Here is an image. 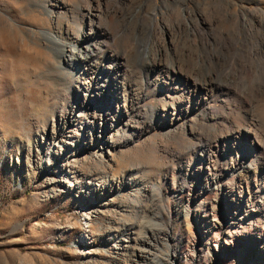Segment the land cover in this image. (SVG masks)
Listing matches in <instances>:
<instances>
[{"label":"rangeland","instance_id":"obj_1","mask_svg":"<svg viewBox=\"0 0 264 264\" xmlns=\"http://www.w3.org/2000/svg\"><path fill=\"white\" fill-rule=\"evenodd\" d=\"M100 3L117 18L139 8L155 14L153 36L164 30L179 47L202 33H240L244 19L264 16V0ZM86 5L88 0H0V264H264V169L252 180L249 197L238 189L221 193L220 185L228 183L225 173L239 167L228 171L225 160L239 153L211 146L205 157L192 156L195 166L211 161L210 179L196 181L190 197L179 189L189 154L175 149L159 125L158 108L170 98L160 87L144 85L167 61L127 66L133 108L116 111L99 105L98 98L81 107L82 85L59 70L55 47L41 31L65 38L67 31L66 42L82 44L79 30L90 23L81 9ZM225 18L231 23L221 25ZM153 36L149 56L155 51ZM260 70L253 68L237 82L235 90L255 111L234 122L253 125L264 140ZM93 114L107 118L104 140L93 139ZM218 171L222 174L212 180ZM103 186L112 189L101 197ZM236 207L242 219H232ZM224 238L229 244H222Z\"/></svg>","mask_w":264,"mask_h":264},{"label":"bare ground","instance_id":"obj_2","mask_svg":"<svg viewBox=\"0 0 264 264\" xmlns=\"http://www.w3.org/2000/svg\"><path fill=\"white\" fill-rule=\"evenodd\" d=\"M101 1L107 3V0H88V5L81 7L84 10L83 16H86L90 22L84 32L81 28L79 30L82 44L66 42V39H69L67 31L66 38L60 33L41 31L42 37L55 47L53 50L59 59V70L65 76L76 78L82 85L84 94L81 107L83 108L85 103L95 102L98 98L99 105L104 104L105 107L116 111L131 106L133 108L134 84L133 80L129 79L132 72L127 66L139 63H144L146 66L148 63L160 65L162 60L167 61V66L160 67L161 70L159 69L151 80H145L144 85L148 87L156 85L162 89L165 96L170 98V102L161 103L160 109L158 108L162 117L159 125L164 135L173 142L175 149L180 153L189 154L190 162L183 175L184 182L179 188L180 191L190 197L196 194L194 187L196 181L210 179L212 174L209 171L213 170L211 161L199 162V166L197 164L195 166L192 156L196 153L199 157H205L208 149L213 146L215 149L221 148L223 152L232 153L236 150L239 153V158L230 156L225 160L224 165L228 166V171L232 166L239 167L233 168L230 173L226 172L225 174H229L228 177L223 174L225 178L227 177L228 183L220 185L219 192L235 194L238 189L242 197H249L253 193L250 188L252 180H256V177L263 173L260 170L264 169V162L261 160V155L264 154V140L260 138L259 132L257 133L253 125H246L241 120L234 122V117H245L255 111L249 105L250 101L247 97L242 95L243 93L238 94L235 87L237 82L248 76L253 68L261 69L264 73V16H259L253 22L244 19L239 25L240 33L217 32L214 35L202 33L197 38H186V45L179 47L174 44L173 39L170 37L169 40L167 39V32L164 30L158 36H153L156 31L155 14L139 8L129 16L117 18L116 14H109L105 7H101ZM91 2L94 4L91 5ZM53 13L50 11V16ZM220 22L221 25L231 23L227 18ZM208 24L211 25L209 22ZM151 35L154 37L152 42L155 51L149 56ZM144 38L148 40L143 41ZM112 43L117 44L121 51L116 52V49L114 52L111 49ZM92 121L93 139L104 140L107 118L93 114ZM193 140L197 143L205 142L198 146ZM210 141H213L212 145H209ZM247 142L251 145V150H246ZM207 155L209 156L210 153ZM245 155L252 156L253 161L249 162ZM241 169L246 171V175L239 171ZM221 174L219 171L218 175L213 173L212 180H216ZM235 183L238 184L237 187ZM111 189L103 186L99 196L103 197L104 193ZM227 208L232 209L229 206ZM243 208H247L244 202ZM234 210L232 219H242L244 215L241 213L242 209L236 207ZM239 213L241 216H238ZM194 216L200 215L195 213ZM225 226L226 223L221 221L220 227ZM240 235L242 233L234 234L232 239ZM207 238L210 240L209 236ZM229 242L224 238L222 244ZM219 245L221 247V243ZM222 249L225 250L224 247ZM171 263L174 264V261ZM158 264L166 263L159 261Z\"/></svg>","mask_w":264,"mask_h":264}]
</instances>
